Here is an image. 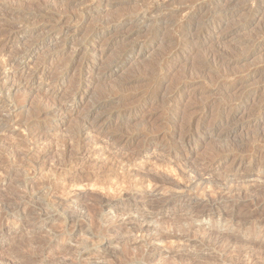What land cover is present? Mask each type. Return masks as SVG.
I'll list each match as a JSON object with an SVG mask.
<instances>
[{
  "label": "rangeland",
  "instance_id": "374dc122",
  "mask_svg": "<svg viewBox=\"0 0 264 264\" xmlns=\"http://www.w3.org/2000/svg\"><path fill=\"white\" fill-rule=\"evenodd\" d=\"M0 264H264V0H0Z\"/></svg>",
  "mask_w": 264,
  "mask_h": 264
}]
</instances>
